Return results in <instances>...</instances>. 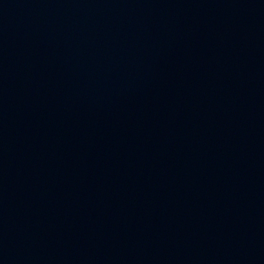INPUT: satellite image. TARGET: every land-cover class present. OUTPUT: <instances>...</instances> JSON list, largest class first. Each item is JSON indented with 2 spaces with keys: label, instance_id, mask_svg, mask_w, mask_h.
Returning a JSON list of instances; mask_svg holds the SVG:
<instances>
[{
  "label": "water",
  "instance_id": "water-1",
  "mask_svg": "<svg viewBox=\"0 0 264 264\" xmlns=\"http://www.w3.org/2000/svg\"><path fill=\"white\" fill-rule=\"evenodd\" d=\"M0 264H264V0H0Z\"/></svg>",
  "mask_w": 264,
  "mask_h": 264
}]
</instances>
